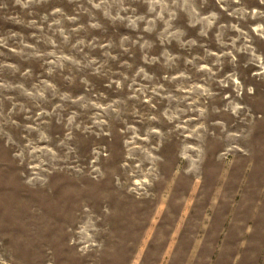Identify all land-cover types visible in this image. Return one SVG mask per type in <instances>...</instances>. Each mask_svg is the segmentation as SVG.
<instances>
[{"label": "rangeland", "instance_id": "rangeland-1", "mask_svg": "<svg viewBox=\"0 0 264 264\" xmlns=\"http://www.w3.org/2000/svg\"><path fill=\"white\" fill-rule=\"evenodd\" d=\"M243 2L249 7L264 8L258 4V0ZM0 4L6 5L0 8V37L8 45L0 47V65L15 66L0 69V83L5 84L4 88H0V251L5 253L4 259L9 264H132L137 254L148 258L150 253L157 250L158 255L152 257L155 264H264V76L252 75L253 72H260L261 68L259 62L248 63L253 59L248 53L233 52L236 56L235 65L231 63V57H222L221 63L216 64L217 57L208 55L216 53L221 56L231 51L225 45H230L229 37L234 38L237 33H222L223 43H219L217 32L220 31V24L238 23L235 18L223 12L216 0H209L202 15L216 11L220 19L207 29V36L200 35L206 24L197 23L195 27H190L186 14L179 22H174V28H179L184 35L163 45L157 33H143V25L139 30H133L122 24L108 23L106 33L98 30L80 33L81 38L86 37V43L94 38L107 41L115 37L117 44L119 36H129L135 40L138 35H144V39L153 45L145 50L146 54L150 59L158 57L160 63L145 64L142 58L144 53L139 51L138 45L132 54H124L122 60L133 65L132 72L143 67L149 76L155 78L151 83L137 78L138 84L152 87L155 81H159L165 88H169L164 76L177 75V70L163 67L162 53L165 50L172 57H180L178 61L170 63L177 65L178 71L187 72L192 77L189 83L203 84L208 79V73L197 72L201 64H207L217 73L216 81L232 73L240 79L244 89L240 97L231 84L223 88L218 83H211V91L216 95L209 100L210 115L205 121L208 133L202 142L194 136L186 138V134L175 132V123L178 121L172 124L167 121L163 125L155 122L151 124V127H158L166 134L160 152L172 158L173 172L177 168L181 169L174 179L169 177L170 186L166 185L165 190L159 189L158 185L148 188L137 183L141 177L131 171L135 168L134 163L129 162L128 171L121 167L128 156L124 141L131 139V134L122 135L119 130L124 125L119 122L113 125L116 130L112 140L93 136L90 140L82 137L78 144L70 142L73 152L64 160L67 148L60 149V141L65 139L62 125L57 123L54 115L36 119V113L41 108L51 113L52 106L61 101L48 95L52 106H46L38 97L28 96L16 87L23 85L28 92H35V86H41L43 81H47L55 83L61 93L70 91L73 99L87 95L83 87L67 86L49 76L50 67L55 75V65L48 64L44 56L35 55L33 49L23 47L24 44H30L42 53L52 51L50 45L38 41L40 31L29 27L28 21L36 19L39 22L41 16L49 15L56 7L61 8L67 16L75 15L74 10L78 5L70 4L68 0H49L40 8L31 6L30 9H23L15 0H0ZM30 10L34 15L28 14ZM139 11L145 12L146 6ZM17 20L21 22L17 23ZM51 23L50 18L43 24L45 34L49 36L53 35L47 31ZM80 23L86 25L87 17H82ZM239 23L245 31H249L247 25ZM61 26L70 30L78 27V24L62 20ZM158 31H162V26ZM13 33L16 35L13 36ZM189 40H195L196 44L188 45ZM60 42L57 40L58 45ZM71 42L75 43V39H71ZM181 42L185 46L182 47ZM243 43V40L238 41L237 48ZM125 47L130 45L126 43ZM252 47L256 48L258 55L264 56V40L253 36ZM11 48H16L17 52L10 51ZM85 51L88 49L85 48ZM117 54L113 52V55ZM93 55L100 59L97 53ZM194 57L201 59L193 64L184 63L185 58L193 60ZM123 70L119 64L113 67V71ZM107 82L99 78L95 80L96 87L105 91L110 101L128 100L131 92L127 87L122 92L105 90ZM249 86L255 89L254 95L247 93ZM170 90L174 95H182L176 92L174 86ZM225 96L244 105V108L237 115H233L230 109L224 112L229 103L224 99ZM135 103L128 101L129 107ZM168 107L173 110L176 107L186 108L187 102L178 105L176 101L170 103L163 100L158 104L160 112ZM213 108L220 112L213 113ZM72 110H77L76 106ZM61 115L66 123L67 114ZM186 119L188 116H181V120ZM44 120L48 123L42 125ZM217 120L223 122V129L215 124ZM199 122L194 120L187 127L195 128ZM129 123L134 121L129 119ZM28 125L38 130H29ZM135 127L140 129V135H144L149 125L135 122ZM41 132L49 139L41 140ZM93 142L116 154L113 160H104L102 157L97 162L95 166L100 167L104 174L100 177L87 174L93 167ZM135 143L147 147L141 141ZM29 144L37 150L50 148L62 159L53 167L45 165L48 167L47 172L36 170L37 178L32 179L34 170L28 159L22 161L17 155L23 151L27 157L31 151ZM186 144L203 149L198 162L201 176L199 183L194 174L186 171L191 162L180 156ZM188 154L196 156L191 150ZM36 155L39 156L40 152L37 151ZM132 155L136 157L141 153L133 151ZM33 163H39V160ZM77 168L84 171L77 172ZM30 179L32 183H28ZM162 202H165L163 206ZM85 208L95 229V232L89 231V235L98 247L81 253L79 250L83 244L79 243L80 227L84 221L79 220V216ZM161 234L165 239L156 244V238ZM73 240L77 243L73 244ZM141 264H144L143 259Z\"/></svg>", "mask_w": 264, "mask_h": 264}, {"label": "clouds", "instance_id": "clouds-1", "mask_svg": "<svg viewBox=\"0 0 264 264\" xmlns=\"http://www.w3.org/2000/svg\"><path fill=\"white\" fill-rule=\"evenodd\" d=\"M49 0H15L17 5H20L23 9H30L31 6L37 8L46 5ZM68 3H75L78 7L74 10L75 15L67 16L63 10L59 7L53 9L49 15L40 17L39 22L36 19L28 21L29 27H35L39 29L40 36L37 37L38 41L52 47L50 52H39L33 45L24 44L25 49H33L34 54L38 56H44L46 62L50 65H55V75H53V68H49V76H53L54 79H58L64 85L83 87L86 92V96H77L75 99L70 94V91L63 93L56 87L55 83H48L43 81L41 86H35L37 91L28 92L24 89L23 85H17L16 87L22 89L28 96L38 97L46 106H52L51 101L48 100V95L53 99L58 98L61 103L52 106V112H46L43 108L36 113V119L40 120L41 117L55 116L57 123L61 124L65 130V139L60 141V149L67 148V152L63 157L67 160L69 154L73 152L71 143L78 144L81 138L90 140L91 137L97 138L108 137L109 140L114 138L115 125L117 122L124 125L119 131L122 135L131 134V139L124 141V146L128 150V156L125 162L121 165L125 171L129 170V162L135 164V168L131 171L136 175H139L141 179L136 182L153 188V186H159V189H165L166 185L170 186V179L175 178L181 169L177 168L173 172L172 164L173 160L168 154L160 152L161 147L164 145L166 134L158 127H151L153 122L157 124H164L167 121L168 124L175 123V132H179L181 135L186 134V138L195 137L201 142L204 140V135L208 133L206 127V118L209 113V100L215 97V93L211 91V83H218L223 88H228L231 84L234 87L236 95L238 97L243 94V85L240 79L235 73L229 74L224 79L215 80L217 73L213 72L207 64H201L197 68V72L208 73V79L203 84L189 83L192 77L187 75V72L178 71L177 65H172L171 61H178L179 56L172 57L167 50L162 53L164 57V68H173L177 70V75H165L164 80L168 82L169 88H165L164 84L159 81H155L152 87L144 83H137V78L147 80L150 83L155 80L154 77L149 76L143 67L136 69L134 72L133 65L128 64L127 60H122L124 54H132L136 46H139V51L144 53L143 60L145 64H158L160 60L158 57H151L146 54L145 50L151 48L153 45L148 40L144 39V35L140 34L135 40H132L129 36H119V43H116V38H110L107 41L105 39H93L90 43H86V37L81 38L80 33H90L92 31H100L101 33L107 32L106 24L111 23L113 25L122 24L133 30H139L143 25V33L152 34L157 33L160 43L163 45L178 36H183L184 33L179 28H174V22H179L186 14L189 17L190 27H195L197 23L206 24V28H202L200 31L201 36H207V29L211 28L219 19L220 14L216 11H211L208 15H202L203 9L209 4V0H68ZM223 12H226L229 17L235 18L238 23L220 24V31L217 32V42L223 43L221 40V34L225 32H235L237 35L229 37L231 41L230 45H225L231 48V51L224 52L221 56H217L216 53H208L210 56H216V64L221 63L222 57H231V63L236 64V56L233 52H245L251 55L253 58L248 63L259 62L260 72H253L254 77L264 76V56L258 55L256 48L252 47L253 36L259 37L260 40H264V8L262 7H249L243 0H216ZM260 6H264V0H258ZM146 6L145 12H140L139 9ZM6 7V5L0 4V8ZM229 9H231L229 11ZM30 16L34 13L30 10L28 13ZM87 17V24L80 23L82 17ZM59 17V18H56ZM52 19V23L48 24L47 31L53 33V35H46V30L43 24L47 23L49 19ZM15 19V18H13ZM71 22L78 24V27L68 30L65 26H61V22ZM17 23L21 21L17 20ZM239 22H243L247 25L249 31H245L240 26ZM162 26V31L158 29ZM13 36L16 34L13 33ZM55 37V38H54ZM71 39H75V43L71 42ZM57 40H60V44H57ZM243 40V44L240 48H237V42ZM129 44L130 47H125V44ZM188 45H195V40L187 41ZM181 46H185L184 42H181ZM0 47H8L7 42L3 37H0ZM85 48L88 51H85ZM98 50V52H97ZM10 51L17 52L16 48H11ZM67 52V54H65ZM113 52H117V55H113ZM93 53H97L100 59H96ZM2 55V53H0ZM54 59H47L53 58ZM201 59L200 57H194L193 60L185 58L184 63L193 64L194 61ZM115 64H119L123 71H113ZM247 66V65H245ZM8 67L14 68V65H0V69ZM28 75V73H25ZM113 77H118L113 79ZM99 78L101 81L107 80L104 85L105 90H113L122 92L125 87L131 92L128 96V100H111L109 96L105 94V91H100L95 84V80ZM115 85V89H113ZM207 85V86H205ZM175 87L177 93L182 95H174L170 90ZM5 84L0 83V88H4ZM47 93V95H46ZM163 93V95H162ZM249 95L255 94V89L251 86L247 88ZM159 97V100L156 98ZM224 99L228 100V106L223 110L228 112L229 109L233 115H237L240 110L244 108V105L236 103L225 96ZM156 100L154 103L153 101ZM167 100L170 103L176 101L177 104L187 102L186 108L176 107L173 110L171 107L166 108L163 112L159 111L158 104L161 101ZM203 100V104L201 101ZM128 101H135L131 107L128 105ZM39 107V105H36ZM76 106L77 110L73 111L72 107ZM80 109H84L83 112ZM89 112L92 114L89 115ZM213 113H219L220 110L213 108ZM61 113L67 114V122L64 123V118ZM155 113V114H154ZM191 113H198V115H190ZM188 116V119L181 120V116ZM31 119V117H27ZM129 119H132L134 123H129ZM200 121L195 128H188L187 125L192 121ZM79 121V123H77ZM135 122H142L149 125L148 131L144 135H140V129L135 127ZM48 121L44 120L41 124H47ZM220 128H224L223 122L217 120L215 122ZM29 130L33 129L32 125L27 126ZM107 128V131L105 130ZM99 129V131H96ZM229 135H236L230 133ZM41 140H48L49 138L40 133ZM135 141H141L142 144H146L147 147H141L136 144ZM95 143V142H93ZM131 145V147H129ZM28 148H31L29 144ZM27 150V149H26ZM189 150L196 153V156H190ZM37 151L40 155L37 156ZM133 151L141 153L140 156L134 157ZM241 151H243L241 149ZM203 149L201 147H194L191 144H186L184 151L180 153V156L191 162L190 167L187 168L188 174H194V177L199 183L201 176L198 168V162L201 159ZM157 153V154H153ZM92 165L91 171L88 175L100 177L104 175L100 171V167H96L98 161L113 160L115 153H110L108 149L102 148L99 143H95L92 147ZM21 157L22 161L28 159L30 167L34 170L32 179L37 178L36 170L41 172H47L48 167H53L62 158L59 157L52 149H40L31 148L29 155L24 156V152L17 153ZM39 160V163H33V161ZM139 161L138 163L136 161ZM147 162V163H146ZM144 164V167L141 165ZM48 165V167H45ZM147 168V171H145ZM77 172H83L84 170L77 168ZM43 179V177H39ZM32 179L28 180V183H32ZM189 182L191 176L188 177ZM119 183V180H117ZM158 190V189H153ZM166 190V189H165ZM182 199V197H181ZM165 202H162V206ZM87 217V219H85ZM79 220L84 221L80 227V241L83 247L80 248L81 253H86L92 247H98L89 235V231L95 232L92 224V218L88 213L87 208L80 214ZM251 231V229H249ZM163 234L156 238L155 243L159 244L164 240ZM73 244L77 241L73 240ZM157 252L150 253L148 258L142 257L137 254L132 260V264H141V260H144V264H155L152 257L158 255ZM5 253L0 251V264H9V261L4 259ZM239 260V256H237Z\"/></svg>", "mask_w": 264, "mask_h": 264}]
</instances>
